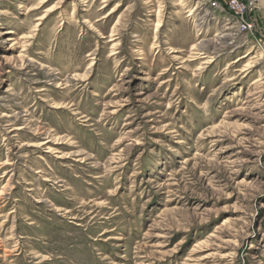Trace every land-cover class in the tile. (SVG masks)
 <instances>
[{
  "label": "rangeland",
  "instance_id": "rangeland-1",
  "mask_svg": "<svg viewBox=\"0 0 264 264\" xmlns=\"http://www.w3.org/2000/svg\"><path fill=\"white\" fill-rule=\"evenodd\" d=\"M212 2L0 0V264H264V0Z\"/></svg>",
  "mask_w": 264,
  "mask_h": 264
},
{
  "label": "built area",
  "instance_id": "built-area-1",
  "mask_svg": "<svg viewBox=\"0 0 264 264\" xmlns=\"http://www.w3.org/2000/svg\"><path fill=\"white\" fill-rule=\"evenodd\" d=\"M227 1H228V4L231 6V9L234 12L238 13L237 11L239 10L241 0H227ZM221 3H222V0H213L212 5L218 8V6H220ZM249 4H252V1H249ZM244 27L247 29H250L252 27V24L244 23Z\"/></svg>",
  "mask_w": 264,
  "mask_h": 264
}]
</instances>
